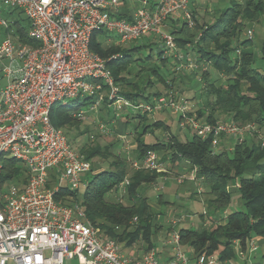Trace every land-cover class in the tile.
I'll return each instance as SVG.
<instances>
[{"label":"built area","instance_id":"1","mask_svg":"<svg viewBox=\"0 0 264 264\" xmlns=\"http://www.w3.org/2000/svg\"><path fill=\"white\" fill-rule=\"evenodd\" d=\"M143 2L131 13L121 15L117 10L120 0H0V11L2 7L22 10L31 23L29 35L40 43L18 44L10 34L0 41V264H64L67 259H77L80 264L226 263L216 254L189 255L175 228L162 244V248L170 249L168 259H160L158 246L139 258L128 256L117 240L88 219L81 203L66 204L56 199L62 187L85 188L83 176L92 168L68 134L51 122L55 105L67 106L76 98L91 97L90 110H97L105 98L116 109L136 115L170 110L179 115L181 128L209 140L213 153L233 151L249 138L264 146V128L258 123H240L226 116L207 120L173 87L139 101L121 94L108 62L122 55L104 58L93 52L91 41L98 31L114 36L119 43L159 35L162 57L178 60L176 72L198 68L193 59L184 63L185 52L179 49L175 35L164 29L165 21L177 14L189 27H195L190 0H158L154 7H149L147 0ZM0 25L9 27L6 19H0ZM252 36L249 30V38ZM85 114L81 109L74 116L83 120ZM101 129L106 130L104 124ZM5 156L24 165L25 182L3 181ZM132 165L137 170L167 171L155 150L133 160ZM51 170H56L54 180ZM186 178L201 180L196 167L179 176V183ZM129 184L126 177L118 193L124 196ZM231 186L238 188L240 183ZM137 222L135 217L131 224Z\"/></svg>","mask_w":264,"mask_h":264},{"label":"trees","instance_id":"2","mask_svg":"<svg viewBox=\"0 0 264 264\" xmlns=\"http://www.w3.org/2000/svg\"><path fill=\"white\" fill-rule=\"evenodd\" d=\"M12 10L14 12L18 10L23 14L22 10ZM263 16L264 0H230V5L222 9L210 24H196L191 28L188 23L182 21L180 25L173 27L171 32L175 35L177 45L186 52L194 51L197 61L211 63L217 73L216 76L211 71L202 73L204 84L198 93L204 99L202 107L197 110L199 116L215 121L218 116L227 115L236 122H256L264 128V67L262 70L256 67L258 59L264 64V42L259 53L256 52L252 38L241 39V34L248 23L258 22ZM30 28V20L25 16L24 19H15L11 27L6 29V34L12 33L15 42L19 44L38 46L39 41L29 35ZM103 34L111 36L105 31L94 33L91 49L104 58L115 54L122 55L110 60L108 66L116 84L121 86V94L126 98L135 101L150 99L163 92L159 90L150 92L148 88L161 84L167 90L176 85L177 81L183 82L182 76L167 79L168 75L159 65L154 64L146 69L148 63L154 59L153 44L146 46L148 54L144 58H139L136 54L145 46L122 47L104 44L101 41ZM238 49L241 50L239 55L236 53ZM158 60L164 65L167 63V59L162 58L161 50L158 51ZM133 65L139 67L134 76L131 75ZM146 70L149 73L147 76L143 75ZM221 74L226 78H222ZM87 100L90 104L93 101L91 97H86L82 101L76 98L70 104L75 101L77 106L84 105ZM108 103V98H105L103 105ZM70 104L53 107L51 122L56 127L64 129L77 122L81 123L74 116L78 110L69 107ZM127 116L126 124H129L130 120H139L134 131L137 144L136 158H142L149 150H155L164 152L163 161L173 163L178 160L187 161L192 169L197 168L198 178L209 188L208 215L217 216L218 222L209 227L204 224L199 228H180L181 243L185 252L191 256L203 253L216 254L221 260L226 261L235 257L234 241H239L245 249L253 237L264 238V146L260 142L249 138L238 143L231 153L223 151L220 154L213 153L209 140L205 141L196 134L185 141L180 140L177 135H170L166 142L156 141L151 144L146 142L143 136L153 133V130L162 127L163 123L155 121L146 124L148 120L146 114ZM141 126L142 130L139 131ZM111 146L81 148L80 153L88 160L96 156L105 159L114 156L110 168L98 172L92 168L85 178L87 184L84 192H81V189L70 190L68 187H62L56 199L66 204L81 203L88 219L99 226L106 236L120 244L124 243L127 247L144 240L145 248L149 251L156 247L155 235L163 224L155 221L160 212L155 210L144 191L146 185L155 183L163 173L134 169L130 174L126 160L120 155L113 154ZM3 164L4 182L13 179L26 181V168L19 160L5 156ZM128 176L130 178L126 193L128 202L110 199L109 194L116 192L118 186ZM236 181L240 183V187L229 188V185ZM235 194H238L239 203L243 208L222 216L219 211L230 206ZM160 203L164 201L161 200ZM204 214L202 213V216L205 219ZM135 217L138 218V222L132 225L130 222Z\"/></svg>","mask_w":264,"mask_h":264},{"label":"rangeland","instance_id":"3","mask_svg":"<svg viewBox=\"0 0 264 264\" xmlns=\"http://www.w3.org/2000/svg\"><path fill=\"white\" fill-rule=\"evenodd\" d=\"M206 2H208L206 0ZM205 4V3H204ZM208 8H212L211 3H208ZM207 9V8H205ZM213 10V8H212ZM192 11V10H191ZM193 12V11H192ZM208 12V13H207ZM215 14L214 11H212V13H210V11H202V18L204 24H210L212 22V16ZM213 14V15H212ZM194 15V21L195 24H197L196 20V16L195 13L193 12ZM25 16L20 13L18 10L17 11H13L12 9L6 8V7H2L1 11H0V19H6L9 26L11 27V24L13 23V21L15 19H24ZM202 25V24H200ZM196 26V25H195ZM194 28V27H193ZM6 26L0 25V41H2V39H4L8 34H6ZM249 30H252L253 32V36H252V42L253 45H255V49L256 52L260 53L262 44L264 42V16L261 18L260 21L258 22H252V23H248V25L246 26V28L244 29V31L241 34V39H245V38H249ZM13 38L14 35H12V33L10 34ZM152 37H150V39H148L149 37H143L140 39L139 42L134 41L131 43H119L118 40H116V38H114L113 36H107L105 34H103L101 36V41L104 44H113L116 46H124V47H132L134 45H144L145 47L149 44H151V42L153 43L154 46V59L152 60L150 63H148V65L146 66V69L150 66L155 65H159L162 67V64L160 61H156V58H158V54H157V47L156 44L161 43L162 42V38L159 35H153L151 34ZM149 35V36H151ZM145 38V39H144ZM15 40V38H14ZM17 41V40H16ZM18 43V42H17ZM19 44V43H18ZM108 46V45H106ZM160 48V47H159ZM161 49V48H160ZM148 54V50L146 48H141L140 52H137L136 57L139 58H144L146 55ZM186 56H188V59H193L196 64L198 65V68L196 70H193L191 72H189L187 70V68L182 69L180 72H176L174 69V65L170 64V63H166L165 64V68H167V66H170L171 70L173 71V74L168 75L166 78L167 79H171L174 77V75H180V76H185L187 75L191 80L190 82H192V80H194L193 83H189L188 81H186L185 79H183V82L181 81H177V84L172 85L173 88L177 89L178 91L181 92V94L187 98H189L190 102L193 104V108L194 110L197 112V110L199 108L202 107L203 105V99L204 97L200 96V94L198 93L199 90L202 88L203 86V79H202V73L203 71H211L215 76H216V71L213 68L211 63H207V62H199L197 61V56L195 54L194 51H189L186 52ZM137 65V64H135ZM135 65L131 66V71H132V76H134L138 70L139 67H134ZM2 66V64H0V67ZM256 67L259 69H263L264 64L263 62L258 59ZM169 68V69H170ZM164 70V69H163ZM164 72V71H163ZM195 74L192 75V74ZM147 74L149 75L148 71L146 70L143 75L147 76ZM223 75V76H222ZM2 77V75L0 74V78ZM221 77L224 78L225 75L221 74ZM201 78V79H200ZM226 78V77H225ZM140 79V76H139ZM1 82H4V80H1ZM189 84H193V86H189ZM118 85V84H117ZM197 85V87H195ZM119 86V85H118ZM121 89V86H119ZM150 92H154L155 90H159L163 93L167 92L168 90H166V88L161 85V84H157L156 86H154L153 88H148ZM162 93V94H163ZM83 98H80V101H82ZM104 102V100H103ZM103 102L101 103V105L103 104ZM72 104V105H71ZM70 104L69 107L72 106V109H77V110H85L86 114H85V118L79 119V122L75 123L73 126H66L64 127V131L66 134H68L67 136L69 137L71 143L73 144L74 148H76L77 150H80L81 148H83L84 146H98V147H106V146H111L112 148V153L115 155H120L121 158L123 160H126L127 164H128V168H129V173L131 174V172L135 169L133 168L132 162L133 160H136L138 158H136V134L134 133L135 131V126L138 124L139 120H130V123L127 124V131H126V139L124 141V139L122 140L121 137H119L118 135V129L116 128V121H112V116H116L118 119H123L124 121H126L125 114L129 113L131 114L129 111L125 110V109H121L118 110L115 107L106 109L104 110V112L102 110H100V106L99 108H97V110H90V103L89 100H87V103L84 105H78L77 106V102L73 101ZM59 105V104H57ZM112 105V104H111ZM108 107V106H106ZM98 114L100 115L101 113L105 116L104 119L98 116V119H93V113H95L96 111H98ZM134 115V113H132ZM227 117V115H225ZM168 118V122H169V130L171 133H174L177 135V137L180 140H187L188 138H191L193 133L180 127L179 121H178V116L174 115L170 110H164V111H159L153 115H148V120L146 122V124H150V122H154V120H157V118ZM101 124H104L106 127V130L103 131L100 129ZM114 124V125H112ZM142 130V126L139 128V131ZM154 133L151 135L146 134L144 135V139L146 138V142L148 143H153L156 141H167V139L170 138V135L167 133V131L165 130V128L159 127V128H155V130H153ZM185 133H187V136H185ZM252 139V138H250ZM255 140V139H254ZM119 145V147H118ZM232 151H229V153H231ZM159 155L161 156V158H163V154L164 152L160 151L158 152ZM114 156L109 157L108 159L102 158L101 156H96L94 157L91 161L92 163V168L95 169V172H98L100 170H103L105 168H110V163L111 161H113ZM185 162V161H184ZM186 163V162H185ZM166 167H167V171L166 172H162L164 174H167V176L169 178H173L177 184L175 183L174 186L171 189H169V192H175L177 191V193L179 194V198H176L174 196V198H176V202L172 203V207H169L166 203H160V201L163 199V188L162 186H160V181L157 180L156 183L148 186V188H145L144 194L146 196H148L150 198V201H152L155 204H159L157 206H155V210L160 212L159 216L156 217L155 221L159 222V224H163V227L157 231L156 235H155V240L156 241H161V246L158 247H163V241L165 240L166 236L169 235V233L175 228V229H180L182 227H193V228H199L202 225H206L207 227L212 226L213 224H216L218 222V219H215L214 217H210V215H208V208H207V199H208V191L209 188L204 184L203 180H190L188 178L185 179V181L183 183H179L178 178L181 175H187L190 173L189 172H184V173H177L176 171H174L172 169L173 162L170 161H165ZM189 164V163H187ZM191 165V164H190ZM91 168V170H92ZM51 177L54 180L55 179V174H56V170H51ZM87 174H85L83 177H86ZM129 177V176H128ZM187 181L193 182V184H195V187H191ZM232 184H230V188L234 189V187L231 186ZM147 186V185H146ZM84 187L81 188V192H84ZM195 190V192L193 191ZM191 193V194H190ZM196 195L195 196H190V195ZM161 195V197H160ZM195 197V199H193ZM109 198L110 199H117V200H121L125 203L128 202L126 194L124 196L120 195L118 193V191L116 192H111L109 194ZM191 199V200H190ZM243 208V206L239 203L238 200V194H235V198L234 201L230 204V206H228L226 209H223L221 211H219V213L222 216H226L227 214L231 213L232 211L236 210V209H240ZM206 212V213H205ZM202 213H205V219L202 216ZM214 216V215H213ZM174 221L177 222L176 224H174ZM132 222V221H131ZM130 222V223H131ZM146 243L144 242V240H139L134 246L132 247H127L124 243H121V248L122 250L126 251V248H135L136 249V253L138 252L139 254L141 253H146L144 248L146 247L145 245ZM158 245V244H157ZM160 245V244H159ZM137 255V254H136ZM130 256V254L128 255ZM71 260V261H69ZM77 259H67L65 264H76ZM227 262V261H225ZM232 264H235L234 262Z\"/></svg>","mask_w":264,"mask_h":264},{"label":"crops","instance_id":"4","mask_svg":"<svg viewBox=\"0 0 264 264\" xmlns=\"http://www.w3.org/2000/svg\"><path fill=\"white\" fill-rule=\"evenodd\" d=\"M148 1V6L149 7H154V5L156 4V2L158 1V0H147ZM208 2H206V0H190V9L195 13V16H196V20H198L197 21V24L198 25H200V24H202V25H204V22L205 21H203V18H202V11H210V13H212V11H214L215 12V14L212 16V21H214V19L216 18V16L218 15V13L222 10V9H224V8H226L228 5H230V0H207ZM205 3V4H204ZM208 3H211V6L210 7H212L213 8V10H212V8H208ZM142 5H144V2H143V0H120V3H119V5H118V7H117V10H118V12L120 13V14H129V13H131L132 12V10H134L135 8H137V7H140V6H142ZM205 8H207V9H205ZM208 13V12H207ZM182 21H184L183 20V17H182V15L181 14H177V15H175L174 16V18L172 17V18H169V19H167L165 22V30L166 31H172L173 30V27L174 26H177V25H180L181 24V22ZM149 35H151V34H148L147 36L149 37L148 39H150V37H152V35L151 36H149ZM146 37V36H145ZM143 38V37H142ZM141 39V38H140ZM140 39L139 40H137V42H139L140 41ZM145 39V38H144ZM117 40V39H116ZM151 44H153L152 42H151ZM137 45V44H136ZM161 45H162V43H158V44H156V46L155 47H157V54H158V51L159 50H161L159 47H161ZM135 46V45H134ZM142 46H144V45H142ZM154 47V46H153ZM179 47V46H178ZM142 48H146V47H142ZM179 49L180 50H182V51H184L185 52V54H186V50H184V49H182V48H180L179 47ZM187 55V54H186ZM163 58V57H162ZM165 59H167L166 61H167V63H170V64H172V65H175V63H177L176 61H178L175 57H173V56H168L167 58H165ZM187 59H188V56H187V58H186V60H184V63H187ZM153 60H155V59H153ZM156 61H160V60H158V58H156ZM161 62V61H160ZM166 66L164 65V64H162V71H164V72H166V74L167 75H170V74H173V71L171 70V68H170V66H167V68H165ZM170 68V69H169ZM164 69V70H163ZM191 72V71H190ZM192 75H194V73L192 74ZM174 76H176V75H174ZM177 76H180V75H177ZM195 76V75H194ZM186 81H188L189 83H193L194 82V80H192V82H190V78L187 76V75H185V76H182ZM182 79V78H181ZM189 86H193V84H189ZM195 87H197V85L195 86ZM106 106H108V107H106ZM109 107L110 108H114V106L113 105H111L110 103H108V104H102L101 106H100V110H102L103 112H104V110H106V109H109ZM104 109V110H103ZM98 112H99V110L98 111H96L95 113H93L92 115H93V119H98V116L99 117H101V118H103L104 119V117L103 116H105V115H103L102 113L99 115L98 114ZM100 113V112H99ZM173 113V112H172ZM174 114V113H173ZM115 115V114H114ZM112 116V118H110V119H112V121H116L115 123H116V125H117V129H118V135H119V137H121L122 138V140L124 139V141H125V139H126V131H127V124L125 123L126 121H124L123 119H118L116 116ZM127 115H133L132 113L131 114H129V113H127V114H125V117L126 118H124V119H126L127 120ZM174 115H176L177 116V114H174ZM180 119V117H179V115H178V121H180L179 120ZM155 121H161L162 123H163V127L165 128V130L167 131V133L168 132H170V128H169V122H168V118L166 117V118H164V117H162V118H157V120H154V122ZM154 122H150V124H152V123H154ZM149 124V123H148ZM179 124H180V122H179ZM112 125H114V124H112ZM101 127V126H100ZM181 127V126H180ZM101 129V128H100ZM102 130V129H101ZM187 130V129H186ZM103 131V130H102ZM141 131V130H140ZM189 131V130H188ZM154 133V132H153ZM152 133V134H153ZM147 134H149V135H151V133H147ZM169 135H176V134H174V133H168ZM185 136H187V133H185ZM146 138L147 137H145V140H146ZM167 141H168V139H167ZM164 142H166V141H164ZM136 147H137V144L135 145ZM118 147H119V145H118ZM186 162V163H185ZM180 161V160H178V161H176V162H174L173 163V165H171L172 166V169L174 170V171H176L177 173H184V172H189V171H191L192 170V167H191V165H190V163L189 164H187L188 162L187 161ZM85 178L86 177H83V180L84 181H86L85 180ZM158 180L161 182L160 183V186H162V188L164 189L163 190V192H162V194L161 195H163V201H164V203H166L169 207H172V203H175L176 202V198H179V194L177 193V191H175L174 193L173 192H169V189L170 188H172L173 186H174V184L176 183L177 184V182L173 179V178H169L168 176H167V174H162L159 178H158ZM157 182V181H156ZM155 182V183H156ZM188 183H189V185H190V188L192 187H195V184H193V182H190V181H187ZM152 184H154V183H152ZM152 184H150V185H152ZM150 185H147V188H148V186H150ZM194 189V188H193ZM170 191H171V189H170ZM194 192H195V190H193ZM191 194V193H190ZM174 196L176 197V198H174ZM190 196H195V197H197L196 195H190ZM195 197L193 198V199H195ZM191 200V199H190ZM151 202V204L155 207V206H157V205H159V204H155V203H153L152 201H150ZM210 217H214L215 219H218V217L217 216H213V215H211ZM158 244V245H157ZM160 244V245H159ZM156 246H161V241L159 242V241H156ZM233 246H234V250H235V257L233 258V259H230V260H226L227 262L225 263V264H232L233 262L235 263V264H264V238H262L261 236H255V237H253L252 239H251V241L249 242V244H248V246H247V248H242V246H241V243L239 242V241H234V243H233ZM256 246V249H254V247ZM159 250H160V253H159V257H160V259H163V260H166V259H168L170 256H171V252H170V249L169 248H158ZM144 250H145V252H147V248H144ZM126 255H129L130 254V256L131 257H134V258H139V257H141V256H143L144 255V253H141V254H139L138 252L136 253V249L135 248H126V251L124 250L123 251ZM137 254V255H136ZM69 261H71V260H69ZM77 261V263L76 264H80L79 262H78V260H76ZM66 262V261H65ZM65 262H64V264H65Z\"/></svg>","mask_w":264,"mask_h":264}]
</instances>
